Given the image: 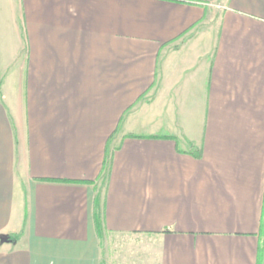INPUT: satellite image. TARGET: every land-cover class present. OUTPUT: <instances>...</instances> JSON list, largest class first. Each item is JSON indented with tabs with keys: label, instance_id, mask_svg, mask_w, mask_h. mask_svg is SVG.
Wrapping results in <instances>:
<instances>
[{
	"label": "crops",
	"instance_id": "0c3cea01",
	"mask_svg": "<svg viewBox=\"0 0 264 264\" xmlns=\"http://www.w3.org/2000/svg\"><path fill=\"white\" fill-rule=\"evenodd\" d=\"M263 235L264 0H0V264H259Z\"/></svg>",
	"mask_w": 264,
	"mask_h": 264
},
{
	"label": "rangeland",
	"instance_id": "374dc122",
	"mask_svg": "<svg viewBox=\"0 0 264 264\" xmlns=\"http://www.w3.org/2000/svg\"><path fill=\"white\" fill-rule=\"evenodd\" d=\"M262 242H261V245H260V254H259V264H264V235H263V238H262Z\"/></svg>",
	"mask_w": 264,
	"mask_h": 264
},
{
	"label": "water",
	"instance_id": "95a60500",
	"mask_svg": "<svg viewBox=\"0 0 264 264\" xmlns=\"http://www.w3.org/2000/svg\"><path fill=\"white\" fill-rule=\"evenodd\" d=\"M2 238L3 239H9L7 235L3 236Z\"/></svg>",
	"mask_w": 264,
	"mask_h": 264
},
{
	"label": "trees",
	"instance_id": "16d2710c",
	"mask_svg": "<svg viewBox=\"0 0 264 264\" xmlns=\"http://www.w3.org/2000/svg\"><path fill=\"white\" fill-rule=\"evenodd\" d=\"M9 237L12 238V239H15L16 236H11V235H9Z\"/></svg>",
	"mask_w": 264,
	"mask_h": 264
}]
</instances>
